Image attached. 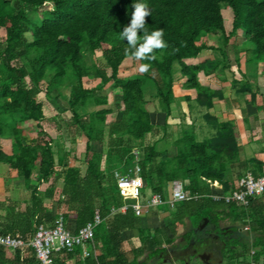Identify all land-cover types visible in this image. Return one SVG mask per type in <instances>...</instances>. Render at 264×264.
I'll return each instance as SVG.
<instances>
[{
  "label": "trees",
  "instance_id": "16d2710c",
  "mask_svg": "<svg viewBox=\"0 0 264 264\" xmlns=\"http://www.w3.org/2000/svg\"><path fill=\"white\" fill-rule=\"evenodd\" d=\"M136 2L147 3L151 15L145 17V29L149 34L162 29L166 47L153 50L155 59L140 60L141 66L149 65L147 71L124 78L119 76L122 63L135 57L119 33L130 24L134 0H0V32L4 33V38L0 35V138L10 141L12 151L7 154L0 146V163L15 171L31 193L24 210L16 203L5 206L0 202V210L5 206L6 211L4 217L0 213V234L21 236L30 242L48 216L45 199L54 198L61 182L57 209L68 211L63 212L65 219L73 218L78 230L98 211L102 222L94 230L93 241L85 246L91 256L82 260L80 247H76L72 252L55 253L54 264H152L176 239L163 227L138 226L140 217L132 209L112 214L113 208L123 205L115 171L126 173L138 165L145 188L152 193L165 197L168 185L179 180L191 196H197L174 208L166 205L173 210V225L185 220L191 224V229L180 236L183 247L192 239H202L198 229L205 219L210 227L217 228L221 220L229 219V228L236 236L229 240L232 247L222 264H246L250 259L264 264V194L250 198L247 206L213 197L236 189L228 172L238 160L239 147L230 124L206 114L214 134L199 141L192 130H183L172 141L175 153L165 159V149H158L156 144L135 154L124 140L140 141L154 131L146 99L150 89L161 112L167 118L172 115L175 64L182 87L194 90L197 104L206 108L222 94L202 85L199 74H219L228 66L226 46L237 31L245 37L243 49L251 53L253 61L264 65V0ZM222 6L232 12L230 32ZM214 33L221 34L223 46L214 49L220 55L187 63L208 48L205 40ZM138 35L142 39L143 33ZM96 51L102 52L103 64L96 59L89 63L86 53L94 56ZM85 78L100 79L101 86L110 84L113 93L121 97L118 120H108L113 109L103 107L109 102L107 96L87 88ZM61 88L69 89L68 126L86 140L80 159L61 146L57 154L55 140L43 126L44 103L37 97L42 92L48 98L56 92L57 97H64ZM92 105L100 108L80 112ZM106 134V150L94 148L104 145ZM71 158L85 166L84 173L71 164ZM50 179L52 186L43 193L40 185ZM133 230L138 233L140 246L127 251L123 234ZM0 264L41 263L33 247L26 246L15 251L0 247Z\"/></svg>",
  "mask_w": 264,
  "mask_h": 264
},
{
  "label": "rangeland",
  "instance_id": "374dc122",
  "mask_svg": "<svg viewBox=\"0 0 264 264\" xmlns=\"http://www.w3.org/2000/svg\"><path fill=\"white\" fill-rule=\"evenodd\" d=\"M222 12L225 19V27L227 32H230L232 29V12L231 9L227 6H222ZM238 33L235 34L236 40L235 45H237L240 48V42L242 38L241 31H237ZM0 35L2 38H4V33L0 32ZM239 35V36H238ZM239 38V39H238ZM221 34L220 33H214L210 35L206 40V44L208 48L204 49L200 55L199 58H214L218 55H220L219 51L214 50L218 46L222 45L221 40ZM245 44V42H243ZM229 45L226 46V51L228 53V61L227 64H229V67L232 65L234 66L235 70L236 68V62L234 61V58H236L237 55L232 54V52L229 54L231 49H229ZM87 59L89 63L94 61H98L100 64H103L105 62L102 52L96 51L93 55H90V53H86ZM198 58V59H199ZM196 58L195 62L197 63L198 60ZM253 64L256 65L257 62L253 61ZM141 63L140 60H137L135 58H127L124 60V62L121 65L119 76L124 78H133L135 76H138L141 74ZM176 72L178 73V66L175 64ZM176 73V82H175V93L179 100L177 99L176 103L172 106V109L174 111V116L171 117L170 123L167 122L166 115L161 112L158 101L154 99L151 96V91L149 90V93L146 96V99L148 100L147 108L151 113V117L153 120V123L155 125V129L152 133H149L146 135V137L143 140L136 141L133 139L125 138L124 140L131 145L133 148V152L135 154H138L144 147L156 144L158 149H165V153L163 156V159H165L168 155H172L175 153V148L172 145V141L181 135L183 130H192L197 139L199 141H203L206 138L211 137L213 134L212 126L207 122L206 114H209L206 107L202 106H196V100H194V93L188 91L187 89L182 87V80H178V75ZM227 74L230 78H233V74L231 72H227V70L224 73ZM237 76H240V73L236 74ZM204 84H208V80L204 79L202 80ZM208 82V83H207ZM84 84L87 88L93 89L96 91V94L98 96H107L109 102L108 104L104 105L103 107L106 108H112L115 111V114L109 115V121H115L119 119V116L121 115L120 111H122V99L119 95H116L113 93V88L110 84L101 86V80L96 78H85ZM202 84V83H201ZM203 85V84H202ZM100 86L101 88H99ZM61 92L64 97H57V92L54 93V96L52 98H48L44 92H42L40 95H38V99L41 100L44 103V110L45 115L47 118L43 121V126L45 129L51 134V136L54 138V150L58 154L60 146L63 148V150H69L70 152L74 153V156L80 159L83 152L85 151V139L84 137L73 130L69 128L68 124L71 121V113L68 111V105H67V98L69 96V89L68 88H61ZM196 99V98H195ZM176 104V105H175ZM100 107L97 106H89L87 110H81L80 112L84 114L85 112H91L94 110L99 109ZM118 112V113H116ZM177 116L179 118H177ZM174 118V119H173ZM168 123V125H167ZM75 139H73V136ZM2 140L7 141L8 139H2L0 138V144H2ZM109 138L106 134L105 137V143L104 145H93L94 148L106 150L107 142ZM8 144V142L6 143ZM5 144V145H6ZM10 150V149H8ZM9 152H12L11 150ZM71 164L74 166L84 165L80 162L75 160L74 158L70 159ZM57 169L60 167L57 166ZM35 177V176H34ZM53 179H50L49 181L44 182L40 185V189L43 193L45 191L44 188L51 187L52 186ZM171 183L169 184V191L171 190ZM60 186L56 187L55 191V197L56 200L58 199L59 192H60ZM145 195L150 197L152 195V191L150 188L144 189ZM3 197V193L0 192V199ZM1 201V200H0ZM57 203V201H56ZM57 208V204H56ZM167 206L165 204L159 205V207L155 208L154 210L157 212L158 210H161L156 214H150V216H144V220H138L137 225L142 226L144 228H147L151 226V229H153L155 226L157 227H163L165 228L170 236H173L176 239L175 244H181V234L188 230L190 228V225L188 222L186 224L179 223L177 225H173L172 221V212L173 210L166 209ZM62 213L65 211L59 209ZM63 213V214H64ZM150 217V218H148ZM149 220H148V219ZM153 218V219H152ZM151 219V220H150ZM221 227H226L232 225L231 220L224 219L220 222ZM244 232V230H243ZM128 238V237H127ZM126 238V239H127ZM130 238H133V241L136 242V244L139 246L140 242L138 240V233L134 232L130 235ZM126 248L132 247L134 243H131L132 241L126 240ZM128 242L130 244H128ZM170 247V245H168ZM145 255L141 257L140 260L145 259Z\"/></svg>",
  "mask_w": 264,
  "mask_h": 264
},
{
  "label": "crops",
  "instance_id": "0c3cea01",
  "mask_svg": "<svg viewBox=\"0 0 264 264\" xmlns=\"http://www.w3.org/2000/svg\"><path fill=\"white\" fill-rule=\"evenodd\" d=\"M235 37L236 36L233 35L230 38L228 45L230 46L229 49H231L229 54L232 52V54L235 53L234 55H237L236 58H234V61L236 62L237 70H235L234 66L232 65L229 67L228 64V66L223 71H220L219 74L214 73L211 75H206L204 73H200L199 80L203 85L208 86L213 90L219 91L222 94V97L213 98V106L211 108H207L208 110L207 112L211 116L215 117L219 123L230 124L237 135V143L239 147L238 160L230 166L228 172V176L236 182L238 178L246 174H253L255 176L264 175V65L261 62L254 65L251 53L243 49L244 46L243 42L246 41L244 35L242 36L243 39H241V42L239 44L240 48L234 44L237 38ZM199 59L197 60L198 62ZM195 60L196 58L186 60V62L189 64H197L198 62L196 63ZM226 70L227 72L230 71L231 74H233V78H230L227 74L226 75L224 74ZM237 73H240V76H237L236 75ZM180 79L181 78L179 77L178 80ZM204 79L208 80L209 83L207 82L208 84H204L202 81ZM174 91H175V87H174ZM188 91L194 93L195 95L194 100H195L196 98L195 91L194 90H188ZM177 99L179 100L180 98H178L175 93L174 103H176ZM174 103L172 104V106L174 105ZM196 106L199 105L196 103ZM121 112L122 111H120V113ZM173 113L174 111L172 109V115L169 116L167 119L168 123H170L169 121L171 117L174 116ZM112 114H115L114 110ZM177 118L179 117L177 116ZM212 134H214V130ZM7 142L8 144H6ZM0 146L5 153L7 154L11 153L9 152L11 150V144L9 140L7 141L2 140V144H0ZM80 168L82 173H84L85 166L83 167L82 165H80ZM34 178H37V176L35 175ZM61 184H62L61 182L58 183V187L60 186L61 188ZM48 188L49 187L44 188L43 191H46ZM0 192L3 193V197L0 199L1 200L0 202H4L5 206H7L9 203H16L18 208H20L21 210H24L26 208L27 203L30 201L31 198V193L26 189L23 180L17 176L15 171L11 170L7 165L3 163H0ZM170 193L171 190L169 191V185H168L167 192L164 198L168 199L170 197ZM57 200L55 195L54 198L45 199L44 204L48 209V216L45 218V221L42 225H45L46 227H51L54 223L55 218L60 213H62L56 208ZM5 206L3 207V209L0 210V213L3 217L6 214ZM157 207L150 208L148 212H145L143 216L139 218V220H144L145 219L144 216L146 215L147 216H150V214L157 215V213L161 211L158 210L156 212L154 209ZM61 210H64V208ZM66 212L68 213L67 210L65 211V213ZM118 212L124 213L126 212V210L118 211ZM2 220L5 221L4 218ZM65 220H66V225L70 230L73 231L77 230L76 223L73 218H66ZM186 222L189 221L187 220L183 221L184 224H186ZM147 226H148L147 228L151 229V226L149 225ZM156 227L157 226H155L154 228ZM134 232L137 231L136 230L125 231L123 234L125 248H126L127 239L128 241H132L131 243H134L132 247H129L128 249L126 248L127 251H129L133 247H138L136 242L133 241V238H130V235ZM128 244L130 243L128 242ZM166 247L168 248L169 246L167 245ZM80 250L82 251V248H80Z\"/></svg>",
  "mask_w": 264,
  "mask_h": 264
},
{
  "label": "built area",
  "instance_id": "2783aa9c",
  "mask_svg": "<svg viewBox=\"0 0 264 264\" xmlns=\"http://www.w3.org/2000/svg\"><path fill=\"white\" fill-rule=\"evenodd\" d=\"M115 178L119 194L124 202L120 208H113L112 213L132 209L137 217L143 216L150 208L165 204L174 208L178 203L190 198L188 191L184 189V183L176 180L171 183V193L168 199L160 194L153 193L150 197L145 195V181L141 176L138 165L129 169L126 173L115 171ZM264 194V175L255 176L246 174L236 181V189L231 193L213 195L216 200L235 202L247 206L249 199ZM102 222L100 213L96 211L94 219L86 223L76 231L70 230L66 225L63 213H60L54 220L51 227L40 225L30 242H26L21 236L0 234V247L11 250H23L26 246H32L37 259L41 264H54L55 253L68 251L72 252L76 247L82 248L81 259L85 260L91 256L90 250L85 246L93 241L94 230ZM246 264H260L250 259Z\"/></svg>",
  "mask_w": 264,
  "mask_h": 264
},
{
  "label": "flooded vegetation",
  "instance_id": "af4514ba",
  "mask_svg": "<svg viewBox=\"0 0 264 264\" xmlns=\"http://www.w3.org/2000/svg\"><path fill=\"white\" fill-rule=\"evenodd\" d=\"M188 223L190 225L188 230H190L191 224ZM198 230L201 232L202 239H192L187 246L183 247L184 240L181 238L180 245L177 242L168 247L167 252L161 254L160 258L152 264H222L225 254L232 247V245H228V242L236 236L233 230L229 226L210 227L206 219L199 225ZM238 232H242V230L239 229ZM203 253H206L207 256L202 259L200 254Z\"/></svg>",
  "mask_w": 264,
  "mask_h": 264
},
{
  "label": "clouds",
  "instance_id": "9594fccd",
  "mask_svg": "<svg viewBox=\"0 0 264 264\" xmlns=\"http://www.w3.org/2000/svg\"><path fill=\"white\" fill-rule=\"evenodd\" d=\"M133 11L131 14L130 24L125 26L119 33V38L125 40L129 48L133 50V55L137 60H153L154 49L166 47V42L163 39L164 32L162 29L152 31L150 34L145 29V17L151 15V10L148 8L147 3L136 2L132 5ZM143 33V37L138 33ZM149 65L141 66V71H147Z\"/></svg>",
  "mask_w": 264,
  "mask_h": 264
},
{
  "label": "water",
  "instance_id": "95a60500",
  "mask_svg": "<svg viewBox=\"0 0 264 264\" xmlns=\"http://www.w3.org/2000/svg\"><path fill=\"white\" fill-rule=\"evenodd\" d=\"M196 252V251H195ZM207 256V254L206 253H203V254H200V257L203 259V258H205ZM221 264V263H220Z\"/></svg>",
  "mask_w": 264,
  "mask_h": 264
}]
</instances>
